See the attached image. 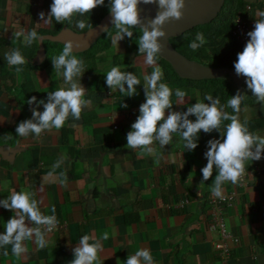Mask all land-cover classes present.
<instances>
[{
    "label": "crops",
    "instance_id": "1",
    "mask_svg": "<svg viewBox=\"0 0 264 264\" xmlns=\"http://www.w3.org/2000/svg\"><path fill=\"white\" fill-rule=\"evenodd\" d=\"M244 1L245 13L255 24L253 15L264 7L253 5L263 0ZM52 2L0 0V201L14 190L28 191L43 214H54L58 220L46 236L45 248L39 249L29 240L25 242L27 251L17 257L7 245L0 248V264H69L80 237L100 239L104 233L108 239L101 240V264H123L129 254L141 248L150 251L154 264H221L213 245L217 232L207 226L211 184L218 171L214 169L212 177L201 184L208 141L221 139V133L201 130L193 151H185L176 134L164 147L155 142L150 156L125 147L127 133L146 100L145 90L141 84L135 96L112 92L106 84V72L119 67L134 72L143 83V74L152 69L144 66L142 56L126 53L122 41L119 45L112 42L109 50L96 55L94 66L84 71L81 83L92 105L82 111L79 121L70 116L59 130H45L38 138L18 136V124L32 118L37 106L28 101L33 96L37 103L46 101L50 91L65 86L64 79L54 73L52 60L44 65L28 64L38 44L32 54L31 47L21 53L26 63L20 66V73L5 63L4 53L15 44H23L22 38L13 40L14 31L34 29L43 34L55 30V20L45 25L39 15L49 13ZM80 19L84 16L77 14L71 25L63 23L81 31L76 27ZM178 88L188 95L185 104H174L166 114L186 111L188 105L202 101L200 91ZM171 89L175 102L177 88ZM245 89L239 119L247 121L251 132L264 136V108ZM235 92L232 86L231 94ZM20 103L26 105L24 110ZM123 103L127 107L121 106ZM39 108L43 111V105ZM189 118L195 120V116ZM61 157L66 160L55 168ZM62 174L66 184L60 183ZM190 175L192 181L188 180ZM244 176L243 183L223 185L224 194L236 193L224 210L226 226L237 237V242L231 243V258L233 264H264V156L248 161ZM13 215L0 205V233ZM26 223L32 226L31 221Z\"/></svg>",
    "mask_w": 264,
    "mask_h": 264
},
{
    "label": "clouds",
    "instance_id": "2",
    "mask_svg": "<svg viewBox=\"0 0 264 264\" xmlns=\"http://www.w3.org/2000/svg\"><path fill=\"white\" fill-rule=\"evenodd\" d=\"M144 4H158L160 9L153 19L142 22L138 5L141 0H109V11L112 14V35L106 29L112 42L119 45V41L125 37H133L134 29H139V37L136 43L139 45L138 53L143 57V64L152 71L143 74V83L134 72L121 71L119 67H112L106 72V84L115 92L119 90L125 96L138 94L137 86L143 84L146 100L140 105L139 116L131 125V131L127 133L125 147L131 150L139 149L142 156L154 154L153 144L158 142L161 147L172 143L173 134L183 141L185 151H193L198 145L201 130L210 133L218 130L221 139L208 141V150L205 152L207 164L201 171L203 180L207 181L213 175L214 169L218 171L211 184L212 195L224 199L223 185L226 182L238 183L246 171L248 161H256L264 156V136L249 130L247 121L239 119L242 101L246 95L239 91L231 96L225 105H221L219 97L208 94L204 101L187 106L186 111L172 110L174 104H185L184 91L175 90V102H173V90L167 83L161 82L163 78L162 68L158 65L159 54L163 45L161 38L167 35L164 25L169 21H179L183 18L185 0H142ZM105 0H53L50 12H41L40 19L48 25L53 19L57 23L71 22L73 16H84L91 13L97 6H101ZM254 30L248 33L250 39L243 51L238 53L234 63L237 75L246 77L247 88L256 97L257 102L264 108V11H256ZM76 27L83 31L92 29L85 20L76 22ZM112 28V29H113ZM13 40H20L25 46H31L34 41L41 39L34 29L13 32ZM206 43L202 32L196 34L189 47L195 51ZM80 47L72 40L64 43L62 52L52 57L54 73L62 75L64 85L55 91H50L47 100H39L33 96L28 103H36L32 118L18 124L16 132L20 137L34 135L39 137L45 130L61 129L69 117L75 121L81 119L82 111L90 108L92 101L86 98V89L81 83V77L86 70L82 60L73 53ZM5 63L15 68L17 73L22 71L21 65L26 63L25 57L19 48H13L4 53ZM133 66H135L133 64ZM39 105H43L40 111ZM121 106L127 107L126 104ZM230 107L233 113H228L225 108ZM195 116V120L190 119ZM224 121L229 123L224 124ZM223 127V131L221 130ZM66 157L59 158L54 164L59 168ZM190 175L188 180L192 181ZM187 180V181H188ZM61 184H66V178L61 175ZM200 184V185H201ZM199 194V193H198ZM33 194L28 191H12L5 199L0 201L5 209L11 210L14 215L5 222V231L0 233V248L11 245L12 253L19 257L27 251L25 242L31 240L37 248L47 246L46 236L58 225L56 216L45 215L40 210L38 202L33 199ZM55 209H53L54 213ZM26 221H31L29 226ZM108 234L102 238L83 235L79 238L78 246L73 250L74 259L69 264H101L100 253L103 251L101 240H107ZM7 254V252H5ZM121 264V261H118ZM123 264H154L153 257L147 248H141L134 254H129Z\"/></svg>",
    "mask_w": 264,
    "mask_h": 264
},
{
    "label": "trees",
    "instance_id": "3",
    "mask_svg": "<svg viewBox=\"0 0 264 264\" xmlns=\"http://www.w3.org/2000/svg\"><path fill=\"white\" fill-rule=\"evenodd\" d=\"M246 3L244 0H224L223 6L217 16L209 23L199 25L193 29L185 32L182 36L172 38L171 42L175 49L183 54L186 58L194 60L202 65L209 67H226L233 68L234 63L238 58V53L243 51L236 38L232 35V29L234 25V19L239 14L244 20L250 21L248 15L245 13ZM254 7L261 9L264 7V0ZM250 8H253L250 6ZM109 9V0H105V3L101 6H97L92 12L84 15V20L89 25H94L100 17L105 14ZM55 20V19H53ZM68 25L71 22L65 21ZM63 23H58L57 27L52 33H55ZM111 25L108 29L112 35H115V29ZM85 30V29H84ZM43 31H37L38 35ZM202 32L206 39V43L199 49L193 51L189 44L195 40L196 34ZM139 29H134L133 37H125L122 39V43L126 53L132 54L135 57L142 56L138 53L139 45L136 43L139 37ZM46 60L42 65L51 61L52 57L59 55L63 50V44L53 42L50 40L43 41ZM112 39L105 30L97 40L87 50L80 53H73L78 59L82 60L84 68L89 70L94 66V60L97 54L105 52L111 48ZM31 51V54L37 47V40L32 43L31 46H25L24 44H15L13 48H19L21 53L27 49ZM158 65L162 68L163 78L161 82L167 83L170 88H178L181 86L189 87L200 91L202 101L208 94L213 97H219L221 105H225L231 97L232 86L227 79H208V80H189L180 78L176 72L172 69L171 65L158 57ZM21 101V100H20ZM254 101V100H253ZM207 102V101H204ZM21 109L24 110L26 105L20 103ZM225 111L232 113L231 108H225ZM209 216V215H208Z\"/></svg>",
    "mask_w": 264,
    "mask_h": 264
},
{
    "label": "water",
    "instance_id": "4",
    "mask_svg": "<svg viewBox=\"0 0 264 264\" xmlns=\"http://www.w3.org/2000/svg\"><path fill=\"white\" fill-rule=\"evenodd\" d=\"M224 0H185V8L183 9L184 16L181 20L169 21L164 25L167 35L161 38L163 45L162 53L159 58L168 62L176 74L182 79L189 80H208V79H227L231 86L236 89L237 94L245 95L246 77L237 75L235 68L226 67H209L202 65L194 60L186 58L183 54L175 49L171 39L182 36L185 32L193 29L196 26L204 25L211 22L219 13L223 6ZM140 16L143 23L153 19L160 10L158 4H144L138 5ZM112 23V14L108 11L103 14L98 22L91 25L92 29L86 28L83 31H76L66 23L55 33H43L37 39L38 48L35 55L31 59H27L28 64L40 65L46 60V52L43 44L44 40H50L63 44L67 40H72L74 44H79L80 47L74 49V53H80L88 48L97 40V38L108 29Z\"/></svg>",
    "mask_w": 264,
    "mask_h": 264
},
{
    "label": "built area",
    "instance_id": "5",
    "mask_svg": "<svg viewBox=\"0 0 264 264\" xmlns=\"http://www.w3.org/2000/svg\"><path fill=\"white\" fill-rule=\"evenodd\" d=\"M247 9H249V7ZM254 25L252 20L246 21L239 14L234 19L232 35L243 48L250 39L248 33L254 30ZM244 177L243 175L240 183L244 182ZM235 194H224V199L211 196L208 200L209 216L207 226L208 230L217 232L218 237L213 245L217 251L218 259L221 264H233L230 252L231 243L235 244L237 242V237L234 236L226 226L224 210L234 200Z\"/></svg>",
    "mask_w": 264,
    "mask_h": 264
}]
</instances>
